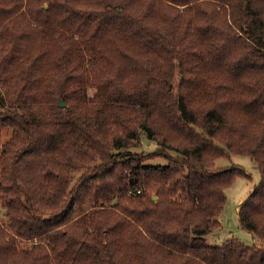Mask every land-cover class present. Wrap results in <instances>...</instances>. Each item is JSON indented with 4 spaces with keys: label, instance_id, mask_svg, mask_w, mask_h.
<instances>
[{
    "label": "trees",
    "instance_id": "obj_1",
    "mask_svg": "<svg viewBox=\"0 0 264 264\" xmlns=\"http://www.w3.org/2000/svg\"><path fill=\"white\" fill-rule=\"evenodd\" d=\"M0 200V264H264V0H0Z\"/></svg>",
    "mask_w": 264,
    "mask_h": 264
},
{
    "label": "rangeland",
    "instance_id": "obj_2",
    "mask_svg": "<svg viewBox=\"0 0 264 264\" xmlns=\"http://www.w3.org/2000/svg\"><path fill=\"white\" fill-rule=\"evenodd\" d=\"M11 135V127L6 126L2 128L3 141L8 140ZM156 149L157 144L154 142L150 143L149 141H147L141 147L131 148V150L141 153L154 152ZM149 162L154 164H164L167 162V159L162 156H157L155 158H151ZM230 164L241 165L246 169L248 173H250L251 177H236L233 183L226 188L227 199L224 209L219 216L222 222V227L215 229L206 235L207 241L212 245H221L226 239L231 237H235L247 244H252L257 241L249 230L243 228L240 225L237 205L242 202L240 200L241 197L245 194L247 197L249 192L254 187L255 183L259 181L260 172L256 168L253 160L247 155L232 154L231 158L221 157L216 160L217 166H224ZM0 219L4 224L7 223V216H5V205H3L2 200H0Z\"/></svg>",
    "mask_w": 264,
    "mask_h": 264
},
{
    "label": "crops",
    "instance_id": "obj_3",
    "mask_svg": "<svg viewBox=\"0 0 264 264\" xmlns=\"http://www.w3.org/2000/svg\"><path fill=\"white\" fill-rule=\"evenodd\" d=\"M245 198H246V194H245V195H243V196L241 197V199H240V200H241V201H243ZM240 203H241V202H240ZM240 203H239V204H240ZM239 204L237 205V209H238V207H239Z\"/></svg>",
    "mask_w": 264,
    "mask_h": 264
},
{
    "label": "water",
    "instance_id": "obj_4",
    "mask_svg": "<svg viewBox=\"0 0 264 264\" xmlns=\"http://www.w3.org/2000/svg\"><path fill=\"white\" fill-rule=\"evenodd\" d=\"M65 103L63 101H61V106H64ZM154 198H157V196H154Z\"/></svg>",
    "mask_w": 264,
    "mask_h": 264
}]
</instances>
